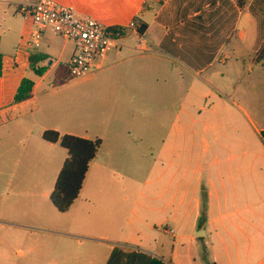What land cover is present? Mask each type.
Returning a JSON list of instances; mask_svg holds the SVG:
<instances>
[{"label": "crops", "instance_id": "0c3cea01", "mask_svg": "<svg viewBox=\"0 0 264 264\" xmlns=\"http://www.w3.org/2000/svg\"><path fill=\"white\" fill-rule=\"evenodd\" d=\"M36 1L0 0L12 19L4 28L0 26V125L25 113L49 72L44 62L51 59L53 64L52 42L57 34L48 36L45 29L41 46L33 49L28 43L35 25L14 19L20 13L17 4ZM56 1L72 7L78 16L107 26H123L132 20L146 25L140 44L124 39L119 49L97 62L87 78L102 97L116 101L118 114L137 111L140 100L164 97L177 100L180 118L187 114L188 106L199 105V101L188 102L190 97L211 96L219 101L226 97L235 74L248 60L251 67L260 66L264 76V0ZM36 53L48 57L37 65L47 68L41 76L29 63ZM25 67L34 77H25L21 71ZM24 79L33 83L30 97L16 103L14 98ZM142 115L148 116V111ZM102 126L105 133L84 124L81 133L68 134L100 138L102 144L92 162L100 156L105 162H115L120 151L114 147L124 148L126 143L110 136L112 128L105 123ZM146 129L163 134L157 141L150 137L143 150L132 151L146 157L151 166L142 175L130 209L120 211L121 205L104 202L99 207L100 234L84 235L79 233L81 219L76 226L73 217L65 213L75 207L85 218L91 210L87 204L77 202V198L67 212L60 213L52 204L39 203L43 195L49 199L54 186L44 192L38 186L25 189L24 194L35 197L36 203L20 204L12 207L13 213L0 214L1 264H155L156 260L163 264H264V186L261 218L248 202L252 194L248 175L242 169L233 170V162L221 170L213 169L220 159L216 156L204 161L207 152L204 147L202 152L196 151L199 143H194L188 160H176L178 169L185 167L183 172L169 170L170 156L181 154L179 140L195 142V136L188 134L191 129L182 121L172 126L155 125L151 119ZM136 138L144 140L142 134ZM200 142L206 146L208 140L202 136ZM206 162L211 169L203 176ZM61 167H55L57 175ZM109 173L118 176L117 172ZM107 176V171H100L103 180ZM134 183L132 180L131 188ZM124 218L121 227L118 220ZM15 244L22 247L13 251Z\"/></svg>", "mask_w": 264, "mask_h": 264}, {"label": "rangeland", "instance_id": "374dc122", "mask_svg": "<svg viewBox=\"0 0 264 264\" xmlns=\"http://www.w3.org/2000/svg\"><path fill=\"white\" fill-rule=\"evenodd\" d=\"M5 8L0 3L2 28L12 20L11 14H5ZM14 19L17 23L31 21L30 17L20 13L16 14ZM47 32L48 36H53L51 28H48ZM125 39L134 42V33L130 31ZM52 48L55 50L51 52L53 64L49 63L51 59L44 62L49 72L39 89L35 91L34 99L26 105L25 113L0 125V214L5 211L13 213L12 207L20 204L36 203L35 197L33 199L24 194L25 189L38 186L44 192L48 188H53L57 175L55 167L57 165L61 167L67 151L59 144L51 146L45 142L42 139L45 129H58L57 131L61 133H81L82 126L86 124L94 132L100 133L101 130V133H105L102 126L105 123L112 128V131L108 132L109 135H116L121 142L126 143V146L114 147L120 151V158L117 161L105 162L100 156L98 161L90 164L77 200L81 204H87V208L91 209L88 212L89 216L82 218V212L75 210V207L65 213L66 216L73 217L76 226L78 218L81 219L79 233L98 236L100 228L102 229L100 205L112 202L121 205L120 211L130 209L136 197L135 191L144 179L142 175L150 171L151 163L146 161V157L132 151L135 148L143 150L151 138L155 141L160 139L162 131L147 132L146 128L153 119L155 125L172 126L182 121L191 129L188 134L195 136V142L179 140L181 143L177 149L181 154L177 157L173 152L170 156L171 172L184 171L185 167L178 169L176 160L179 157L188 160L194 143H199L196 151L202 152L204 147V151L207 152L204 161H211L216 156L220 159L213 169L221 170L226 164L233 162V170L242 169L248 175L252 186L248 202L262 218L264 76L260 66L251 67L249 60L241 66L240 73L235 74V79L230 84L227 96H223L220 101L211 96L201 99L188 98V102L199 101V105L195 108L188 106L187 114L181 115L180 118L176 114L177 100L164 97L140 100L136 106L137 111L118 114L115 110L116 101L102 97L101 93L93 89L91 83L87 81L91 74L80 78L69 76L68 61L70 55L75 52L73 43L56 35L53 37ZM21 71L29 79L34 77V72L29 67L21 68ZM142 111H148L149 115L143 116ZM119 126L123 127V132L119 131ZM140 133L144 137L143 141L136 138L141 137ZM202 136L208 140L206 146L200 142ZM207 164L206 162L202 165L203 176L211 169H208ZM100 171H107V178L103 180ZM109 172H117L118 176L112 177ZM132 180L135 183L131 188ZM42 202L51 205L50 199L44 195L39 203ZM124 222L125 218L118 220V225L121 226ZM115 228L116 232L119 231V227ZM116 232L115 234H118ZM79 236L85 240V236L76 237ZM18 247L22 245L15 244L12 247L13 251ZM76 250L84 252L79 247H76ZM3 258L0 252V264L4 262Z\"/></svg>", "mask_w": 264, "mask_h": 264}, {"label": "built area", "instance_id": "2783aa9c", "mask_svg": "<svg viewBox=\"0 0 264 264\" xmlns=\"http://www.w3.org/2000/svg\"><path fill=\"white\" fill-rule=\"evenodd\" d=\"M16 7L25 17H30L36 27L29 38L31 48L41 46L47 28L73 43L75 52L68 61L69 76L73 78L92 74L97 62L114 49H119L130 31L135 35L136 44L142 42L138 20L123 26H107L91 17L78 16L72 7L56 0H38L33 4H17ZM169 232L174 233L173 230Z\"/></svg>", "mask_w": 264, "mask_h": 264}, {"label": "trees", "instance_id": "16d2710c", "mask_svg": "<svg viewBox=\"0 0 264 264\" xmlns=\"http://www.w3.org/2000/svg\"><path fill=\"white\" fill-rule=\"evenodd\" d=\"M146 25L140 24L139 31L144 33ZM48 57L42 54H32L29 58L31 69L37 75H43L46 67H37L40 62H43ZM260 58L262 59V51ZM2 71V55L0 53V74ZM32 81L24 79L15 95V102L18 103L30 97ZM42 139L47 143L59 144L61 148L67 151V157L64 160L62 167L55 180L54 188L50 194L51 204L60 213H65L69 210L74 201L78 198L90 163L95 158L102 140L100 138H85L74 134H61L55 129H45L42 133ZM155 264H163L156 260ZM215 264V263H212Z\"/></svg>", "mask_w": 264, "mask_h": 264}]
</instances>
